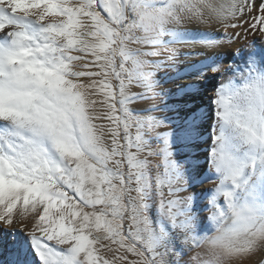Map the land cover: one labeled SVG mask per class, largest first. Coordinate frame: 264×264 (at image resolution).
Listing matches in <instances>:
<instances>
[{"label": "snow or ice", "instance_id": "obj_1", "mask_svg": "<svg viewBox=\"0 0 264 264\" xmlns=\"http://www.w3.org/2000/svg\"><path fill=\"white\" fill-rule=\"evenodd\" d=\"M258 201L264 0H0V264H264Z\"/></svg>", "mask_w": 264, "mask_h": 264}, {"label": "clouds", "instance_id": "obj_2", "mask_svg": "<svg viewBox=\"0 0 264 264\" xmlns=\"http://www.w3.org/2000/svg\"><path fill=\"white\" fill-rule=\"evenodd\" d=\"M209 187H212L209 185ZM245 201L241 198H238L235 201V207L233 209H226L225 214L219 218L218 221H209L212 225V232L208 233L207 244L211 246L215 242L219 247L218 251L223 252L224 247L228 245L232 240L230 239L229 229L236 222L237 216L235 213L241 212L243 210ZM249 206L255 207L257 214L264 213V201H258L255 205H252L249 202ZM243 235L240 237V240L245 239Z\"/></svg>", "mask_w": 264, "mask_h": 264}, {"label": "bare ground", "instance_id": "obj_3", "mask_svg": "<svg viewBox=\"0 0 264 264\" xmlns=\"http://www.w3.org/2000/svg\"><path fill=\"white\" fill-rule=\"evenodd\" d=\"M188 82H191V81H188ZM177 83H181V84H182L183 81H177ZM218 84H219V81L216 82V86H218ZM169 87L172 88L173 91H176V87H175V85H169ZM209 95H211V93H209ZM260 258H261V257H257V258H256V260H257V264H258V261H259Z\"/></svg>", "mask_w": 264, "mask_h": 264}]
</instances>
